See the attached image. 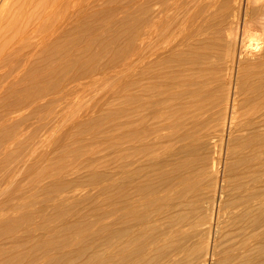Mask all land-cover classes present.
Instances as JSON below:
<instances>
[{
    "label": "rangeland",
    "instance_id": "1",
    "mask_svg": "<svg viewBox=\"0 0 264 264\" xmlns=\"http://www.w3.org/2000/svg\"><path fill=\"white\" fill-rule=\"evenodd\" d=\"M138 11V0H95L93 15L94 31L92 34V37L95 39V41L91 39L94 44L92 53H95V57L105 60L115 53L116 43L118 41H125L129 31H135L138 27ZM117 27L118 29H115ZM118 35L120 36L118 37ZM160 40L162 42L161 44L159 43V45L162 46H158V48L159 53L162 54L163 47L170 44L173 39H165L163 37L162 39L160 38L158 42ZM108 41L112 42L109 44ZM110 47H112V49ZM104 51H106L108 54H106ZM189 55L185 53H179L171 55L172 59L169 56H161L160 61L162 60V62L159 61L156 67L159 69L160 73L163 74L159 75L156 80L151 79L147 82H143L141 85L138 83L131 84L129 89L131 92H129L132 97L130 96L131 99L129 105H126L125 103L126 92L124 88L127 72L123 71V69L120 67H117V72H113L107 76H100L94 80L91 79L86 81L85 83L79 85L77 90H73L71 93H69V95L67 94L66 96H62L56 100L55 103H51L49 107H47L48 105L45 106V108L43 107V112H48L49 109V111H52L53 109V112L48 113L49 115H44L43 113L44 118L43 121H41L43 127H41L39 130L40 125H38V132L35 131V125L37 127L38 123L36 121L37 123L34 122L35 125L33 124V128H30V130L33 129L35 132H37L36 134L34 133L32 135L33 131L31 130L32 137L29 138L19 136L16 138V142H19L22 145L28 144L31 139L33 143L25 149H21L19 147L20 145L16 147L18 160L14 165H12V167L4 168L5 166L3 165V162L0 161V187L3 186L0 188V264H24L25 262V264H125L126 262H131L133 257L136 256L140 249L144 250L143 257L139 262L137 261L134 264H264L261 263V260L264 261V255H262V253H264V248H262L264 247V236L258 240L254 238L253 234L254 231H259L253 230L254 225L257 224L256 219H264V210H262L264 209V199H262L264 198V187H261L264 186V163H261L258 166H251L252 168H250L248 165L249 162L244 156L246 150V140L242 137L237 138L236 140H228V138H225L227 137L226 133H228V123L225 126L226 130L221 131L220 120H222L223 116V100L226 95H229L230 99L233 97V91L231 90L235 89V82L241 74L236 72L235 69L229 67V56L216 53L206 57ZM220 57H222V59ZM201 61L204 62L200 63ZM208 68L211 72H208ZM131 69L132 71L130 74L135 77L134 73L137 70V64H134ZM201 69H204V71ZM227 75L229 77H227ZM247 76L248 75L246 73L242 75L241 78H245ZM261 76V79L259 78L258 80L254 81L255 88L257 85H264V73H262ZM241 78L240 80H242ZM167 84H169V86H167ZM193 84H195V86ZM152 85L157 86V89L156 87L153 89ZM148 86H150V88ZM195 90L199 91L196 92ZM257 90L258 88H256V91H253V93H251L252 91H249L246 94L247 97L243 96L242 98V94H240L241 96L238 95V116L244 114L238 117L239 120H242L247 114H250L257 109V103L252 98L254 95H256ZM176 93L179 97L176 95ZM172 95H175L176 97H173ZM213 95H216V97H213ZM164 98L168 99L162 101ZM171 98L174 99V101ZM246 98L247 100H245ZM196 103L199 104L197 105ZM148 104L150 105L148 106ZM128 108L130 110V114L126 115ZM170 108L172 110H170ZM191 110L194 111L192 112ZM185 111H187L189 114H187ZM164 112L165 114H163ZM180 114L183 116H179ZM229 114L231 113L229 112ZM156 115H158L160 118H158ZM45 117L48 118L45 119ZM128 120H130L129 123L127 122ZM201 120L204 123L201 122ZM177 121L179 122L176 123ZM132 122L134 123L132 124ZM210 122L211 124H209ZM170 123L171 125H169ZM130 128L131 133L129 132ZM146 129L150 133H147ZM203 130H210L209 132L213 134V137L207 144L202 143V138L199 136ZM259 131L257 134L260 135L257 136L256 139L264 141V130L261 132ZM169 132L170 134H168ZM127 136H129V138H127ZM125 138L127 139L125 140ZM192 138L194 140H192ZM213 147L215 149H213ZM115 153L119 155H116ZM169 155H171V157ZM257 157L264 161V152H262V154H257ZM234 161H236V163ZM210 164H212V166ZM1 166H3L5 170H2L3 168H1ZM143 166L145 167L143 168ZM200 167L202 169H200ZM169 169H172L171 173L169 172ZM195 169L196 171H194ZM228 169L230 170L228 171ZM206 170L209 172L208 174ZM244 172L245 175L243 174ZM247 172L250 175H248ZM197 177L199 178V181ZM39 180L42 181L40 182ZM195 180L197 183H195ZM188 182L191 183H189L190 186ZM108 183L110 184L108 185ZM214 185L216 189L212 187ZM240 185L241 187H239ZM62 186L67 188H63ZM255 187L258 189V191ZM260 190L262 191L261 194L259 192ZM127 193L130 194L127 196ZM49 194L51 196H49ZM253 195L257 198L259 197V205L257 204L255 206H250L247 208V210H245V207L251 203V200H253L251 199ZM246 199H249L250 201H247ZM135 200L136 203H134ZM62 203L64 204L62 205ZM166 203H171L173 205L171 209V213L173 212V215L171 214L169 216L170 218L167 217L169 219L164 217L161 220L162 225L159 224L161 227L160 228L157 226L159 221H157L156 218V208L159 204L165 205ZM178 203L181 205H177ZM123 206L125 207L124 209ZM133 206H136V209H134ZM129 207H132L133 209H130ZM183 209L185 211H183ZM110 210L113 211L111 212ZM225 210L228 211V214L220 217L222 220L220 225V223H217V214L219 211L223 212ZM180 211H182V213H180ZM26 213L29 215V217ZM59 214H61L60 217L57 216ZM180 215L184 216L182 218L184 220L181 221ZM259 215H262V217ZM136 218L138 219L137 221H143L144 226H135V223L137 222ZM230 220L231 223L233 221L232 224L230 223ZM77 221H80V223L77 224ZM125 221L127 222L125 223ZM149 221L152 224L149 225ZM155 221H157L156 224ZM65 224H68V226ZM164 224L167 225L164 226ZM37 226L39 227L37 228ZM155 227L158 229H155ZM215 227L218 228L216 229ZM244 227L247 228L245 229ZM28 228H32V232L30 229L29 231ZM168 228L172 229V233L170 232V234H167ZM220 228L221 232L219 231ZM168 235L170 236V239ZM110 237L112 238L110 239ZM216 238L218 241L215 240ZM247 238L250 239L248 240ZM29 239L32 241H29ZM133 239H135V241ZM107 240L110 241L106 244ZM167 240L169 243L166 242ZM97 244L99 245L97 246ZM183 247L184 249H182ZM259 248L262 249L259 250ZM170 249H173L175 251V255L178 256L177 258L174 256L173 261L169 260L168 258V251ZM229 249L231 250L229 251ZM256 250H259V252L257 251V254H255ZM189 251L192 254H190ZM245 258L251 261L246 260ZM35 259L36 261H34Z\"/></svg>",
    "mask_w": 264,
    "mask_h": 264
},
{
    "label": "bare ground",
    "instance_id": "2",
    "mask_svg": "<svg viewBox=\"0 0 264 264\" xmlns=\"http://www.w3.org/2000/svg\"><path fill=\"white\" fill-rule=\"evenodd\" d=\"M122 1V0H121ZM120 2V1H119ZM106 3V2H104ZM103 4V3H101ZM100 4V5H101ZM139 4V24L135 31H129L125 41L116 43V51L111 57L105 60L95 57L93 54L92 37L94 28V5L95 0H0V161L6 167H12L18 160L16 147L25 149L30 146L32 139L28 144L16 142V138L32 137L43 127V107H49L51 103L62 96H66L78 86L96 79L100 76H107L117 72V67L127 72L125 79V103L130 104V85L138 83L141 85L151 79H157L160 73L157 69L161 56H169L185 53L198 55L202 57L211 54H222L229 56V67L241 74L236 82L233 91V97L229 95L224 98L222 104L221 131L228 127V140L244 138L246 140L245 158L251 166H258L264 163L257 154L264 152V141L256 139L259 130H264V85H257L256 95L252 98L257 103V109L247 114L245 118L239 120L237 109L239 107L238 95L242 98L247 97L249 91H256L254 81L262 77L264 73V0H138ZM99 5V4H98ZM97 5V6H98ZM129 5V4H128ZM130 6V5H129ZM125 7V6H124ZM128 8V7H127ZM136 8V7H135ZM134 8V9H135ZM129 9V8H128ZM121 13V12H120ZM124 16V15H123ZM133 20V19H132ZM136 22V21H134ZM113 23V21H112ZM123 24V22H122ZM114 26V25H113ZM130 27V26H128ZM110 29V28H109ZM115 29H118L115 28ZM128 29V28H127ZM114 31V30H113ZM98 32V31H97ZM122 32V31H121ZM103 33V32H102ZM98 34V33H97ZM118 34V32H117ZM100 35V34H98ZM120 35H118L119 37ZM95 37V36H94ZM117 37V38H118ZM172 38L170 44L164 46L162 54L159 53L158 46L161 44V38ZM96 38V37H95ZM122 38V37H121ZM111 40V39H110ZM117 40V39H116ZM102 41V40H101ZM100 42V41H99ZM112 42V41H111ZM108 41V43H111ZM116 42V41H115ZM158 42V44H157ZM106 43V42H105ZM104 43V44H105ZM108 44V46H109ZM97 46V45H96ZM99 46V45H98ZM107 46V45H106ZM105 46V47H106ZM112 49V47H110ZM109 48V49H110ZM102 50V49H101ZM100 50V51H101ZM110 51V50H109ZM106 52V51H104ZM106 54H108L106 52ZM189 55V56H190ZM100 56V54H99ZM223 58L225 59V57ZM103 57V56H102ZM101 58V57H100ZM195 58V57H193ZM218 58V57H214ZM222 59V57H220ZM172 59V57H171ZM201 59V58H200ZM211 59V58H209ZM165 60V59H164ZM203 60V59H201ZM206 60V59H204ZM169 61V60H168ZM189 61V60H187ZM162 62V60L160 61ZM201 61L200 63H203ZM218 62V61H217ZM227 62V61H226ZM198 63V62H196ZM210 63V62H209ZM137 64L135 77L131 75L132 66ZM194 64V63H192ZM227 64V63H226ZM190 65V64H189ZM196 65V64H195ZM203 65V64H202ZM159 66V65H158ZM227 67V66H226ZM230 68V69H231ZM165 69V68H164ZM209 69V68H208ZM229 69V71H230ZM162 70V69H161ZM200 70V69H199ZM204 71V69H201ZM212 70V69H211ZM226 71L225 69H223ZM222 70V71H223ZM134 71V70H133ZM175 71V70H174ZM216 71V70H214ZM219 71V70H218ZM223 71V72H224ZM120 72V71H119ZM199 72V71H198ZM206 72V71H205ZM208 72H211L210 69ZM241 72V73H240ZM122 73V72H120ZM194 73V72H193ZM247 73V77L241 78ZM118 74V73H117ZM125 74V72H124ZM171 74V73H170ZM192 74V73H191ZM190 74V75H191ZM195 74V73H194ZM204 74V73H203ZM206 74V73H205ZM235 74V73H234ZM174 75V74H173ZM115 76V75H114ZM176 76V75H175ZM208 76V75H206ZM214 76V75H213ZM224 76V75H222ZM246 76V75H245ZM180 77V76H179ZM227 77H229L227 75ZM124 78V77H123ZM122 78V79H123ZM162 78V77H160ZM168 78V77H167ZM184 78V76H183ZM240 78L242 80H240ZM173 79V77H172ZM175 79V78H174ZM261 79V78H260ZM164 80V78H163ZM228 80V79H227ZM208 81V80H207ZM219 81V80H218ZM230 81V80H229ZM154 82V81H153ZM163 82V81H162ZM170 82V80H169ZM232 82V81H231ZM177 83V82H176ZM180 83V82H179ZM184 83V82H183ZM189 83V82H188ZM194 83V82H193ZM196 83V81H195ZM258 83V81H257ZM150 84V83H148ZM153 84V83H152ZM160 84V83H159ZM185 84V83H184ZM198 84V82H197ZM211 84V83H210ZM147 85V84H145ZM155 85V84H153ZM152 88L157 86H153ZM171 85V84H170ZM173 85V84H172ZM195 86V84H193ZM166 86V85H164ZM169 86V84H167ZM166 86V87H167ZM176 86V84H175ZM187 86V84H186ZM192 86V85H191ZM233 86V85H232ZM101 87V86H100ZM150 88V86H148ZM161 87V85H160ZM178 87V86H177ZM182 87V86H181ZM193 87V86H192ZM204 87V86H203ZM228 87V86H227ZM147 88V87H145ZM144 88V90H145ZM164 88V87H163ZM180 88V87H179ZM223 89V88H222ZM232 89V88H231ZM111 90V89H110ZM194 90V89H193ZM197 90V89H196ZM195 90V91H196ZM130 91V92H129ZM192 91V90H190ZM199 91V90H198ZM196 91V92H198ZM140 92V91H139ZM205 92V91H204ZM165 93V92H163ZM192 93V92H190ZM214 93V92H213ZM179 94V93H178ZM229 94V93H226ZM250 94V93H249ZM134 95V94H133ZM177 95V93H176ZM201 95V94H200ZM206 95V94H205ZM210 95V94H209ZM136 96V95H135ZM149 96V95H148ZM173 97L175 95H172ZM178 96V95H177ZM196 96V95H195ZM212 96V95H211ZM241 96V95H240ZM132 97V96H131ZM141 97V96H140ZM139 97V98H140ZM176 97V96H175ZM179 97V96H178ZM182 97V96H181ZM186 97V96H185ZM197 97V96H196ZM213 97H216V95ZM223 97V96H222ZM103 98V97H102ZM134 98V97H133ZM142 98V97H141ZM147 98V96H146ZM250 98V97H249ZM137 99V98H135ZM143 99V98H142ZM165 99L168 98H164ZM172 99V98H171ZM133 100V99H132ZM131 100V101H132ZM174 101V99H172ZM189 100V99H188ZM208 100V99H207ZM215 100V99H214ZM247 100V98L245 99ZM101 101V100H100ZM160 101V100H159ZM198 101V100H197ZM213 101V100H212ZM243 101V100H241ZM138 102V101H137ZM154 102V101H152ZM156 102V101H155ZM193 102V101H192ZM133 103V102H131ZM143 103V102H142ZM148 103V102H147ZM146 103V104H147ZM160 103V102H159ZM191 103V102H190ZM214 103V102H212ZM222 103V102H221ZM220 103V104H221ZM135 104V103H134ZM155 104V103H154ZM164 104V103H163ZM197 104V103H196ZM199 104V103H198ZM197 104V105H198ZM211 104V103H209ZM217 104V103H216ZM215 104V105H216ZM53 105V104H52ZM145 105V104H144ZM150 104H148L149 106ZM174 105V104H173ZM172 105V106H173ZM182 105V104H181ZM189 105V104H188ZM187 105V106H188ZM192 105V104H190ZM205 105V104H204ZM137 106V105H136ZM166 106V105H165ZM176 106V105H175ZM221 106V105H220ZM54 107V106H51ZM252 107V106H250ZM201 108V107H200ZM203 108V107H202ZM167 109V108H166ZM175 109V108H174ZM179 109V108H178ZM182 109V108H181ZM185 109V107H184ZM199 109V108H197ZM209 109V108H208ZM217 109V108H216ZM240 109V108H239ZM250 109V108H249ZM170 110H172L170 108ZM180 110V109H179ZM59 111V110H58ZM68 111V110H67ZM70 111V110H69ZM144 111V110H143ZM161 111V110H160ZM178 111V110H177ZM182 111V110H181ZM192 111V110H191ZM194 111V110H193ZM192 111V112H193ZM248 111V109H247ZM246 111V112H247ZM172 112V111H171ZM174 112V111H173ZM187 113V111H185ZM190 112V111H189ZM191 112V113H192ZM209 112V111H208ZM229 112L231 114H229ZM245 112V113H246ZM119 113V112H118ZM167 113V112H166ZM206 113V112H205ZM130 114L129 108L127 114ZM139 114V113H138ZM137 114V115H138ZM162 114V113H161ZM165 114V112L163 113ZM183 114V113H182ZM189 114V113H187ZM218 114V112H217ZM229 114V116H228ZM49 115V114H48ZM90 115V114H89ZM174 115V114H173ZM171 115V116H173ZM185 115V114H184ZM84 116V115H82ZM87 116V115H86ZM85 116V117H86ZM134 116V115H133ZM139 116V115H138ZM137 116V117H138ZM158 116V115H156ZM170 116V117H171ZM183 116V115H179ZM186 116V115H185ZM88 117V116H87ZM124 117V116H123ZM192 117V116H190ZM243 117V116H242ZM48 117H45L47 119ZM50 118V117H49ZM61 118V117H60ZM158 118H160L158 116ZM157 118V119H158ZM167 118V117H166ZM215 118V117H214ZM76 119V118H75ZM155 119V118H153ZM186 120V119H185ZM213 120V118H212ZM210 120V121H212ZM38 123H37V122ZM45 121V120H44ZM59 121V120H58ZM154 121V120H153ZM176 121V120H175ZM37 123V127L34 124ZM49 122V121H48ZM75 122V121H74ZM128 123L130 120L127 121ZM136 122V121H135ZM143 122V121H142ZM158 122V121H157ZM177 121L176 123H178ZM184 122V121H183ZM200 122V121H198ZM201 122H203L201 120ZM40 123V124H39ZM70 123V122H69ZM83 123V122H82ZM81 123V124H82ZM134 122H132L133 124ZM175 123V122H174ZM173 123V124H174ZM204 123V122H203ZM206 123V121H205ZM216 123V122H215ZM220 123V122H219ZM35 125V132L30 128ZM172 124V125H173ZM181 124V121H180ZM201 124V123H200ZM211 124V122L209 123ZM38 125H40L38 127ZM114 125V124H113ZM137 125V124H136ZM171 125V123L169 124ZM177 125V124H176ZM189 125V124H188ZM218 125V124H217ZM154 126V125H153ZM157 126V124H156ZM185 126V125H184ZM183 126V127H184ZM198 126V125H197ZM202 126V125H201ZM207 126V125H206ZM192 127V126H191ZM51 128V127H50ZM117 128V127H116ZM119 128V127H118ZM142 128V127H141ZM166 128V127H164ZM120 129V128H119ZM123 129V128H121ZM125 129V128H124ZM138 129V128H137ZM163 129V128H162ZM180 129V128H179ZM203 129V128H202ZM205 129V128H204ZM126 130V129H125ZM131 128L129 129L130 132ZM139 130V129H138ZM143 130V129H142ZM147 130V129H146ZM154 130V129H153ZM212 130V129H210ZM209 130V131H210ZM112 131V130H111ZM134 131V129H133ZM163 131V130H162ZM169 131V130H168ZM180 131V130H179ZM203 130L200 133L202 143L207 144L213 137L211 132ZM259 131V132H261ZM137 132V131H136ZM165 132V131H164ZM176 132V131H174ZM178 132V131H177ZM216 132V131H215ZM32 133V135H31ZM126 133V132H125ZM124 133V134H125ZM128 133V132H127ZM131 133V132H130ZM139 133V132H138ZM147 133H150L147 130ZM154 133V131H153ZM133 134V133H132ZM131 134V135H132ZM157 134V133H156ZM170 134V132L168 133ZM122 135V134H121ZM130 135V134H129ZM136 135V134H135ZM141 135V134H140ZM174 135V134H173ZM222 135V134H221ZM219 135V136H221ZM253 135V136H252ZM134 136V135H132ZM147 136V134H146ZM144 136V137H146ZM150 136V134H149ZM153 136V135H151ZM160 136V135H159ZM165 136V134H164ZM170 136V135H169ZM218 136V137H219ZM223 136V135H222ZM255 136V137H254ZM156 137V136H155ZM154 137V138H155ZM181 137V136H180ZM179 137V138H180ZM198 137V136H197ZM199 137V139H200ZM129 138V136H127ZM125 138V140L127 139ZM134 138V137H133ZM136 138V137H135ZM164 138V137H163ZM221 138V137H220ZM262 138V137H261ZM122 139V138H121ZM120 139V140H121ZM162 139V138H161ZM184 139V138H183ZM190 139V138H189ZM135 140V139H134ZM141 140V139H140ZM192 140H194L192 138ZM215 140V139H214ZM213 140V141H214ZM222 140V139H221ZM224 140V137H223ZM222 140V141H223ZM22 141V140H21ZM179 141V140H178ZM35 142V141H34ZM132 142V141H131ZM140 142V141H139ZM172 142V141H171ZM190 142V141H189ZM130 143V142H129ZM135 143V142H134ZM160 143V142H159ZM229 143V142H227ZM244 143V141H243ZM113 144V143H111ZM115 144V143H114ZM125 144V143H124ZM161 144V143H160ZM166 144V143H165ZM164 144V145H165ZM168 144V143H167ZM176 144V143H175ZM212 144V143H211ZM222 144V143H221ZM224 144V142H223ZM238 144V143H237ZM242 144V143H241ZM159 145V144H158ZM169 145V144H168ZM180 145V143H179ZM218 145V144H217ZM216 145V147H217ZM234 145V144H233ZM69 146V145H68ZM120 146V145H119ZM146 146V145H145ZM151 146V145H150ZM163 146V145H162ZM33 147V146H32ZM129 147V146H128ZM160 147V146H159ZM175 147V146H174ZM229 147V146H228ZM233 147V146H232ZM92 148V147H91ZM140 148V146H139ZM181 148V147H180ZM211 148V147H210ZM231 148V147H230ZM133 149V148H132ZM178 149V148H177ZM213 149H215L213 147ZM18 150V149H17ZM20 150V149H19ZM126 150V149H125ZM129 150V149H128ZM141 150V149H139ZM146 150V149H145ZM192 150V149H191ZM207 150V149H206ZM224 150V149H223ZM232 150V149H231ZM235 150V149H234ZM138 151V150H137ZM157 151V150H156ZM181 151V150H180ZM185 151V150H184ZM201 151V150H200ZM233 151V150H232ZM135 152V151H134ZM142 152V151H141ZM119 153V152H118ZM158 153V152H157ZM171 153V151H170ZM191 153V152H190ZM194 153V152H193ZM218 153V152H217ZM220 153V152H219ZM235 153V152H234ZM112 154V153H111ZM116 154V153H115ZM130 154V153H129ZM206 154V151H205ZM110 155V154H109ZM119 155V154H116ZM115 155V156H116ZM155 155V154H154ZM111 156V155H110ZM109 156V157H110ZM113 156V155H112ZM161 156V155H160ZM171 157V155H169ZM218 156V154H217ZM223 156V155H222ZM259 156V155H258ZM70 157V156H69ZM152 157V155H151ZM163 157V155H162ZM161 157V158H162ZM262 157V156H260ZM114 158V157H113ZM122 158V157H120ZM168 158V156H167ZM194 158V157H193ZM192 158V159H193ZM218 158V157H216ZM224 158V157H223ZM227 158V157H226ZM101 159V158H100ZM139 159V158H138ZM164 159V158H163ZM162 159V160H163ZM174 159V158H173ZM232 159V158H231ZM230 159V160H231ZM111 160V159H110ZM148 160V158H147ZM199 160V158H198ZM34 161V159H33ZM146 161V160H144ZM190 161V160H189ZM201 161V159H200ZM222 161V160H221ZM246 161V162H247ZM35 162V161H34ZM138 162V161H137ZM147 162V161H146ZM193 162V161H192ZM203 162V161H202ZM236 163V161H234ZM241 162V161H239ZM19 163V162H18ZM33 163V162H32ZM108 163V162H107ZM115 163V162H114ZM122 163V162H121ZM128 163V162H127ZM205 163V162H204ZM136 164V163H135ZM234 164V163H233ZM239 164V163H238ZM127 165V164H126ZM175 165V164H174ZM212 166V164H210ZM17 166V165H15ZM109 166V165H108ZM146 166V165H145ZM143 166V168L145 167ZM170 166V165H168ZM173 166V165H171ZM210 166V167H211ZM234 166V165H233ZM236 166V165H235ZM128 167V166H127ZM183 167V166H182ZM219 167V166H218ZM248 167V166H247ZM3 168V166H1ZM2 170H5V169ZM115 168V167H114ZM129 168V167H128ZM131 168V167H130ZM163 168V167H162ZM177 168V167H176ZM188 168V167H187ZM203 168V166H202ZM200 167V169H202ZM22 169V168H20ZM146 169V168H145ZM179 169V168H178ZM204 169V168H203ZM206 169V168H205ZM212 169V168H211ZM221 169V168H220ZM223 169V168H222ZM238 169V168H237ZM108 170V169H107ZM170 170V171H169ZM168 171L171 173L172 169ZM184 170V169H183ZM209 170V169H208ZM230 169H228L229 171ZM141 171V170H140ZM139 171V173H140ZM196 171V169L194 170ZM212 171V170H211ZM216 171V170H214ZM220 171V170H219ZM222 171V170H221ZM227 171V172H228ZM3 172V171H2ZM11 172V171H10ZM130 172V170H129ZM128 172V173H129ZM151 172V171H150ZM163 172V171H162ZM178 172V171H177ZM207 172V170H206ZM255 172V171H254ZM111 173V172H110ZM109 173V174H110ZM149 173V172H148ZM167 173V172H166ZM182 173V172H181ZM190 173V172H189ZM193 173V172H192ZM209 172H207L208 174ZM211 173V172H210ZM223 173V172H222ZM252 173V172H251ZM134 174V173H133ZM138 174V173H137ZM146 174V173H145ZM191 174V173H190ZM194 174V173H193ZM201 174V173H200ZM219 174V172H218ZM245 175V172L243 173ZM248 174V172H247ZM4 175V174H3ZM13 175V174H12ZM63 175V174H62ZM61 175V176H62ZM80 175V174H78ZM93 175V174H92ZM108 175V174H107ZM195 175V174H194ZM197 175V174H196ZM233 175V174H232ZM236 175V174H235ZM242 175V174H241ZM250 175V174H248ZM253 175V174H251ZM14 176V175H13ZM17 176V175H16ZM220 176V175H219ZM222 176V175H221ZM261 176V175H260ZM128 177V176H127ZM199 177V176H198ZM197 177V178H198ZM214 177V176H213ZM240 177V176H239ZM256 177V176H255ZM85 178V177H82ZM141 178V177H140ZM139 178V179H140ZM171 178V177H169ZM173 178V177H172ZM181 178V177H179ZM178 178V180H179ZM200 178V177H199ZM198 178V181H199ZM246 178V177H245ZM248 178V177H247ZM9 179V178H8ZM79 179V178H78ZM121 179V178H119ZM143 179V178H142ZM175 179V178H174ZM183 179V178H181ZM180 179V180H181ZM192 179V178H191ZM206 179V178H205ZM231 179V178H229ZM244 179V178H243ZM242 179V180H243ZM123 180V179H122ZM168 180V179H167ZM176 180V179H175ZM190 180V178H189ZM209 180V179H208ZM241 180V179H239ZM250 180V179H249ZM252 180V179H251ZM254 180V179H253ZM40 181V180H39ZM42 181V180H41ZM40 181V182H41ZM51 181V180H50ZM111 181V180H110ZM160 181V180H159ZM196 181V180H195ZM203 181V180H202ZM86 182V181H85ZM107 182V181H106ZM133 182V181H132ZM149 182V181H148ZM193 182V180H192ZM209 182V181H206ZM232 182V181H231ZM244 182V181H243ZM246 182V181H245ZM252 182V181H251ZM144 183V182H142ZM158 183V182H157ZM160 183V182H159ZM185 183V182H184ZM190 182H188L189 184ZM197 183V181L195 182ZM230 183V182H229ZM107 184V183H106ZM110 183H108L109 185ZM130 184V183H129ZM156 184V183H154ZM167 184V183H166ZM191 184V183H190ZM189 184V186H190ZM199 184V182H198ZM226 184V183H225ZM238 184V183H237ZM257 184V183H256ZM260 184V183H258ZM171 185V184H170ZM175 185V184H174ZM219 185V184H218ZM245 185V184H244ZM252 185V184H251ZM254 185V184H253ZM104 186V185H103ZM115 186V185H114ZM121 186V185H120ZM125 186V185H124ZM139 186V183H138ZM147 186V185H146ZM235 186V185H232ZM243 186V185H242ZM255 186V185H254ZM253 186V188H254ZM3 187V186H1ZM0 187V188H1ZM9 187V185H8ZM53 187V186H52ZM63 187V186H62ZM107 187V186H106ZM137 187V186H136ZM151 187V186H150ZM163 187V186H162ZM200 187V186H199ZM216 189L215 185L212 186ZM211 187V188H212ZM231 187V186H230ZM241 187V185L239 186ZM252 187V186H251ZM264 187V186H261ZM67 188V187H63ZM62 188V189H63ZM115 188V187H114ZM126 188V187H125ZM124 188V189H125ZM139 188V187H138ZM159 188V185H158ZM169 188V187H166ZM165 188V189H166ZM171 188V187H170ZM191 188V187H190ZM256 188V187H255ZM107 189V188H106ZM128 189V188H127ZM136 189V188H135ZM134 189V190H135ZM141 189V188H140ZM164 189V188H163ZM178 189V188H177ZM185 189V188H184ZM192 189V188H191ZM201 189V188H200ZM204 189V188H203ZM243 189V188H241ZM245 189V188H244ZM248 189V188H247ZM257 189V188H256ZM255 189V190H256ZM6 190V189H5ZM4 190V191H5ZM77 190V189H76ZM75 190V191H76ZM89 190V189H88ZM206 190V189H205ZM219 190V189H218ZM250 190V189H249ZM137 191V189H136ZM154 191V190H153ZM252 191V190H251ZM258 191V189H257ZM16 192V191H15ZM51 192V191H50ZM109 192V191H108ZM128 192V190H127ZM143 192V191H142ZM164 192V191H163ZM183 192V191H182ZM181 192V193H182ZM186 192V191H185ZM198 192V191H196ZM228 192V191H227ZM261 194V190L259 191ZM67 193V192H66ZM71 193V192H70ZM69 193V194H70ZM89 193V192H88ZM131 193V192H130ZM127 193V196L128 194ZM153 193V192H151ZM170 193V192H169ZM199 193V192H198ZM207 193V192H206ZM241 193V192H240ZM59 194V193H58ZM107 194V193H106ZM109 194V193H108ZM164 194V193H163ZM186 194V193H185ZM220 194V193H219ZM223 194V193H222ZM248 194V193H247ZM7 195V194H6ZM79 195V194H78ZM86 195V194H85ZM84 195V196H85ZM116 195V194H115ZM114 195V196H115ZM153 195V194H152ZM157 195V194H156ZM170 195V194H169ZM168 195V196H169ZM175 195V194H174ZM184 195V194H183ZM202 195V194H201ZM218 195V194H217ZM243 195V194H242ZM49 196H51L49 194ZM53 196V195H52ZM67 196V195H66ZM108 196V195H107ZM111 196V195H110ZM143 196V195H142ZM155 196V194H154ZM195 196V195H194ZM231 196V194H230ZM229 196V198H230ZM250 196V195H249ZM258 196V195H257ZM81 197V195H80ZM79 197V199H80ZM124 197V196H122ZM200 197V196H199ZM49 198V197H48ZM52 198V197H51ZM54 198V197H53ZM142 198V197H141ZM148 198V197H147ZM177 198V197H175ZM194 198V197H193ZM212 198V197H211ZM220 198V197H218ZM223 198V197H222ZM228 198V197H227ZM238 198V197H237ZM241 198V197H240ZM50 199V198H49ZM48 199V200H49ZM61 199V198H60ZM116 199V197H115ZM131 199V198H130ZM135 199V198H134ZM140 199V198H139ZM159 199V198H158ZM156 199V200H158ZM166 199V198H165ZM224 199V198H223ZM251 203L245 207L255 206L260 202L259 197L252 196ZM264 199V198H262ZM73 200V198H72ZM75 200V198H74ZM108 200V199H107ZM147 200V199H145ZM167 200V199H166ZM174 200V199H173ZM207 200V199H206ZM225 200V199H224ZM235 200V199H234ZM239 200V198H238ZM247 200V199H246ZM247 200V201H248ZM71 201V200H70ZM126 201V200H125ZM153 201V200H150ZM172 201V199H171ZM208 201V200H207ZM216 201V200H215ZM246 201V202H247ZM11 202V201H10ZM66 202V200H65ZM134 202V201H132ZM145 202V201H144ZM195 202V201H193ZM224 202V201H223ZM235 202V201H234ZM237 202V201H236ZM245 202V203H246ZM262 202V201H261ZM136 203V200L135 202ZM172 203V202H171ZM166 203L158 205L156 208V218L158 225H162V219L169 217L173 205ZM187 203V202H185ZM190 203V202H188ZM197 203V202H196ZM214 203V202H213ZM231 203V201H230ZM240 203V202H239ZM248 203V202H247ZM64 203H62L63 205ZM74 204V203H73ZM130 204V203H129ZM146 204V203H145ZM61 205V204H60ZM149 205V203H148ZM181 205V204H177ZM188 205V204H187ZM220 205V204H219ZM240 205V204H238ZM259 205V204H258ZM58 206V205H57ZM72 206V205H71ZM110 206V205H109ZM176 206V204H175ZM217 206V205H216ZM60 207V206H59ZM58 207V208H59ZM134 207V206H133ZM136 207V206H135ZM134 207V209H136ZM179 207V206H178ZM186 207V205H185ZM190 207V206H189ZM237 207V205H236ZM241 207V206H240ZM56 208V206H55ZM125 207L123 206V209ZM130 208V207H129ZM128 208V210H129ZM132 208V207H131ZM130 208V209H131ZM140 208V206H139ZM200 208V207H199ZM218 208V207H217ZM220 208V207H219ZM242 208V207H241ZM53 209V208H52ZM57 209V208H56ZM133 209V208H132ZM142 209V208H141ZM201 209V208H200ZM240 209V208H239ZM262 209V208H260ZM38 210V209H37ZM117 210V209H116ZM120 210V209H119ZM140 210V209H139ZM194 210V209H193ZM196 210V209H195ZM218 210V209H217ZM216 210V211H217ZM244 210V211H245ZM264 210V209H262ZM261 210V211H262ZM111 211V210H110ZM113 211V210H112ZM111 211V212H112ZM123 211V210H122ZM133 211V210H132ZM183 211H185L183 209ZM212 211V210H211ZM258 211V210H257ZM260 211V212H261ZM65 212V211H64ZM130 212V211H129ZM138 212V211H137ZM141 212V211H140ZM179 212V211H178ZM177 212V214H178ZM219 211L217 214V223L222 220L220 217L228 214V211ZM258 212V213H260ZM41 213V212H39ZM38 213V214H39ZM43 213V212H42ZM132 213V212H131ZM182 213V211H180ZM231 213V212H230ZM27 214V213H26ZM31 214V213H30ZM77 214V213H76ZM107 214V213H106ZM112 214V213H111ZM110 214V215H111ZM152 214V212H151ZM175 214V212H174ZM188 214V213H186ZM185 214V215H186ZM237 214V213H236ZM261 214V213H260ZM28 215V214H27ZM51 215V214H50ZM66 215V214H65ZM113 215V214H112ZM150 215V214H149ZM173 215V214H172ZM176 215V214H175ZM201 215V214H200ZM235 215V214H234ZM61 216V214L57 215ZM114 216V215H113ZM181 216V215H180ZM178 216V217H180ZM232 216V215H231ZM258 216V215H257ZM262 217V215H259ZM22 217V216H21ZM29 217V215H28ZM35 217V216H34ZM50 217V216H49ZM64 217V215H63ZM107 217V216H106ZM122 217V216H121ZM149 217V216H148ZM184 216H181V221ZM187 217V215H186ZM211 217V216H210ZM213 217V216H212ZM215 217V216H214ZM243 217V216H242ZM4 218V217H3ZM56 218V217H55ZM58 218V217H57ZM113 218V217H112ZM111 218V219H112ZM170 218V217H169ZM167 218V219H169ZM37 219V218H36ZM43 219V218H42ZM109 219V218H108ZM259 219V218H258ZM11 220V219H10ZM15 220V219H14ZM49 220V219H48ZM138 219L136 218V221ZM149 220V219H148ZM232 220V219H231ZM230 220V223H231ZM244 220V219H243ZM32 221V220H31ZM118 221V220H117ZM133 221V220H132ZM155 221V224L156 222ZM17 222V221H16ZM76 222V221H75ZM74 222V223H75ZM82 222V221H81ZM127 221H125L126 223ZM130 222V220H129ZM147 222V221H146ZM170 222V221H169ZM238 222V221H237ZM254 225V238L260 239L264 236V219H256ZM2 223V221H1ZM20 223V222H19ZM69 223V222H68ZM80 221H77V224ZM123 223V222H122ZM166 223V222H165ZM172 223V222H171ZM203 223V222H202ZM233 223V221H232ZM231 223V224H232ZM39 224V223H38ZM118 224V223H117ZM147 224V223H146ZM152 224L149 221V225ZM154 224V223H153ZM168 224V222H167ZM166 224V225H167ZM186 224V223H185ZM189 224V223H188ZM226 224V223H224ZM15 225V224H14ZM37 225V224H36ZM68 226V224H65ZM70 225V224H69ZM143 225V221H137L135 226ZM164 224V226H166ZM174 225V224H173ZM172 225V226H173ZM179 225V224H178ZM221 225V223H220ZM247 225V224H246ZM35 226V225H34ZM41 226V225H39ZM37 226V228L39 227ZM144 226V225H143ZM142 226V227H143ZM146 226V225H145ZM163 226V227H164ZM177 226V225H176ZM175 226V227H176ZM211 226V225H210ZM217 226V224H216ZM228 226V224H227ZM15 227V226H14ZM61 227V226H60ZM59 227V229H60ZM66 227V226H65ZM73 227V226H72ZM105 227V226H103ZM160 227V226H159ZM171 227V226H170ZM174 227V226H173ZM219 227V226H218ZM217 227V228H218ZM224 227V226H223ZM249 227V226H248ZM17 228V227H16ZM50 228V227H49ZM131 228V227H130ZM129 228V229H130ZM133 228V227H132ZM154 228V227H153ZM157 227H155L156 229ZM161 228V227H160ZM216 228V227H215ZM216 228V229H217ZM226 228V226H225ZM224 228V229H225ZM245 228V227H244ZM247 228V227H246ZM245 228V229H246ZM11 229V228H9ZM8 229V231H9ZM27 229V228H26ZM32 228H28V230ZM36 229V228H35ZM115 229V228H114ZM128 229V228H127ZM141 229V228H140ZM158 229V228H157ZM182 229V228H181ZM185 229V228H184ZM207 229V228H206ZM209 229V228H208ZM227 229V228H226ZM29 230V231H30ZM58 230V228H57ZM152 230V229H151ZM172 229H167L170 234ZM234 230V229H233ZM24 231V230H23ZM27 231V230H26ZM27 231V232H29ZM34 231V230H33ZM111 231V230H109ZM120 231V230H119ZM118 231V232H119ZM126 231V230H125ZM175 231V230H174ZM173 231V232H174ZM211 231V229H210ZM221 232V228L219 230ZM235 231V230H234ZM10 232V231H9ZM22 232V231H21ZM32 232V230H31ZM117 232V233H118ZM165 232V231H164ZM232 232V231H231ZM26 233V232H25ZM128 233V232H127ZM126 233V234H127ZM146 233V232H145ZM144 233V234H145ZM149 233V232H148ZM151 233V232H150ZM155 233V232H154ZM172 233V232H171ZM225 233V230H224ZM223 233V234H224ZM230 233V232H229ZM257 233V234H255ZM119 234V233H118ZM152 234V233H151ZM161 234V233H160ZM222 234V235H223ZM227 234V233H226ZM231 234V233H230ZM251 234V235H253ZM121 235V234H120ZM125 235V234H124ZM156 235V234H155ZM172 235V234H171ZM225 235V234H224ZM247 235V234H246ZM118 236V235H117ZM169 236V235H168ZM200 236V235H199ZM226 236V235H225ZM13 237V236H11ZM177 237V236H176ZM197 237V236H196ZM218 237V236H217ZM246 237V236H245ZM35 238V237H34ZM112 237H110L111 239ZM122 238V237H120ZM133 238V237H132ZM185 238V237H184ZM220 238V237H218ZM227 238V237H226ZM9 239V238H8ZM22 239V238H21ZM114 239V238H113ZM170 239V236H169ZM221 239V238H220ZM248 239V238H247ZM250 239V238H249ZM248 239V240H249ZM5 240V239H4ZM135 241V239H133ZM138 240V239H137ZM142 240V239H141ZM139 240V241H141ZM151 240V239H150ZM149 240V241H150ZM215 240L218 241L216 238ZM245 240V239H244ZM22 241V240H21ZM20 241V242H21ZM29 241H32L29 239ZM28 241V242H29ZM110 241V240H109ZM106 241V244L109 242ZM125 241V240H124ZM132 241V240H131ZM246 241V240H245ZM256 241V240H255ZM129 242V241H128ZM127 242V243H128ZM138 242V241H137ZM168 242V240L166 241ZM10 243V242H9ZM18 243V242H17ZM16 243V244H17ZM94 243V241H93ZM130 243V242H129ZM133 243V242H132ZM151 243V242H149ZM162 243V242H161ZM165 243V242H164ZM163 243V244H164ZM169 243V242H168ZM188 243V242H187ZM215 243V242H213ZM217 243V242H216ZM239 243V242H238ZM245 243V242H244ZM243 243V244H244ZM251 243V242H250ZM259 243V241H258ZM13 244V243H12ZM102 244V243H101ZM148 244V243H147ZM156 244V243H154ZM172 244V241H171ZM241 244V243H240ZM248 244V243H247ZM10 245V244H9ZM20 245V244H19ZM40 245V244H39ZM99 244H97L98 246ZM121 245V244H120ZM167 245V244H166ZM175 245V244H174ZM177 245V244H176ZM197 245V243H196ZM230 245V244H229ZM242 245V244H241ZM253 245V244H252ZM259 245V244H258ZM7 246V244H6ZM24 246V245H22ZM113 246V245H112ZM131 246V245H130ZM137 246V245H136ZM149 246V245H147ZM146 246V247H147ZM162 246V245H161ZM210 246V245H209ZM233 246V244H232ZM240 246V245H239ZM4 247V246H3ZM18 247V246H17ZM33 247V246H32ZM110 247V246H109ZM143 247V246H142ZM157 247V246H156ZM171 247V246H169ZM167 247V248H169ZM182 247V246H181ZM214 247V246H213ZM217 247V246H216ZM249 247V246H248ZM253 247V246H251ZM250 247V248H251ZM11 248V247H10ZM16 248V247H15ZM98 248V247H97ZM125 248V247H124ZM138 248V247H137ZM141 248V247H140ZM158 248V247H157ZM164 248V247H163ZM172 248V247H171ZM231 248V247H230ZM238 248V247H237ZM242 248V247H241ZM245 248V247H244ZM264 248V247H262ZM262 248H259L262 249ZM2 249V248H1ZM14 249V248H13ZM116 249V248H115ZM136 249V248H135ZM184 249V247L182 248ZM186 249V247H185ZM188 249V248H187ZM198 249V248H197ZM201 249V248H200ZM217 249V248H216ZM240 249V248H239ZM255 249V248H254ZM252 249V250H254ZM5 250V249H4ZM108 250V249H107ZM193 250V249H192ZM207 250V249H206ZM213 250V249H212ZM226 250V249H225ZM231 249H229L230 251ZM259 250H256L259 252ZM99 251V250H98ZM135 251V250H134ZM161 251V250H160ZM163 251V249H162ZM161 251V252H162ZM216 251V250H215ZM219 251V250H218ZM224 251V250H223ZM249 251V250H248ZM247 251V252H248ZM10 252V251H9ZM20 252V251H19ZM151 252V251H150ZM148 252V253H150ZM181 252V251H180ZM179 252V253H180ZM233 252V251H232ZM243 252V251H241ZM245 252V251H244ZM34 253V252H33ZM32 253V254H33ZM70 253V252H69ZM116 253V252H115ZM165 253V251H164ZM190 253V251H189ZM196 253V252H195ZM220 253V252H219ZM225 253V252H224ZM246 253V252H245ZM243 253V254H245ZM16 254V253H15ZM90 254V253H89ZM93 254V253H92ZM96 254V253H95ZM98 254V253H97ZM122 254V253H121ZM120 254V255H121ZM131 254V253H130ZM144 250H139L131 262L125 264H134L143 257ZM154 254V253H153ZM192 254V253H190ZM222 254V253H221ZM249 254V253H248ZM247 254V255H248ZM94 255V254H93ZM129 255V254H128ZM127 255V256H128ZM132 255V254H131ZM186 255V254H185ZM260 255V253H259ZM264 255V253H262ZM19 256V255H18ZM26 256V255H25ZM64 256V255H63ZM113 256V255H112ZM119 256V255H118ZM163 256V255H162ZM166 256V255H165ZM175 251H168L169 260L173 261ZM190 256V255H189ZM220 256V255H219ZM245 256V255H244ZM38 257V256H37ZM62 257V256H61ZM90 257V256H89ZM93 257V256H92ZM106 257V256H105ZM108 257V256H107ZM124 257V256H123ZM126 257V256H125ZM152 257V256H151ZM176 256L175 258H177ZM241 257V256H240ZM16 258V257H15ZM42 258V256H41ZM87 258V257H86ZM84 258V259H86ZM109 258V257H108ZM122 258V257H121ZM154 258V257H153ZM156 258V257H155ZM164 258V257H163ZM167 258V257H166ZM180 258V257H179ZM188 258V257H187ZM190 258V257H189ZM220 258V257H219ZM227 258V257H226ZM236 258V257H235ZM22 259V258H20ZM40 259V258H39ZM89 259V258H88ZM94 259V258H93ZM113 259V258H112ZM125 259V258H124ZM221 259V258H220ZM225 259V258H224ZM243 259V258H242ZM246 260H249L245 258ZM8 260V259H7ZM32 260V259H31ZM66 260V259H65ZM131 260V259H130ZM205 260V259H204ZM203 260V261H204ZM234 260V259H233ZM257 260V259H255ZM22 261V260H21ZM36 261V259L34 260ZM38 261V260H37ZM59 261V260H58ZM72 261V259H71ZM113 261V260H112ZM115 261V260H114ZM117 261V260H116ZM148 261V260H147ZM151 261V260H149ZM226 261V260H225ZM251 261V260H249ZM17 262V261H16ZM87 262V261H86ZM26 263V262H25ZM24 263V264H25ZM91 263V262H90ZM105 263V262H104ZM115 263V262H114ZM146 263V262H144ZM163 263V262H162ZM241 263V262H240ZM243 263V262H242ZM261 263L264 261L261 260ZM29 264V263H28ZM107 264V263H106ZM109 264V263H108ZM143 264V263H142ZM227 264V263H226ZM237 264V263H236Z\"/></svg>",
    "mask_w": 264,
    "mask_h": 264
}]
</instances>
